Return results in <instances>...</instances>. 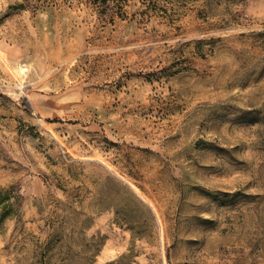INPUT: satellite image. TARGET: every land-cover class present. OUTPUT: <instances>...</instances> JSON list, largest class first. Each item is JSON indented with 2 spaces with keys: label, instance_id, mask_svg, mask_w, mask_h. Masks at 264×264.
<instances>
[{
  "label": "rangeland",
  "instance_id": "obj_1",
  "mask_svg": "<svg viewBox=\"0 0 264 264\" xmlns=\"http://www.w3.org/2000/svg\"><path fill=\"white\" fill-rule=\"evenodd\" d=\"M0 191V264H264V0H0Z\"/></svg>",
  "mask_w": 264,
  "mask_h": 264
},
{
  "label": "trees",
  "instance_id": "obj_2",
  "mask_svg": "<svg viewBox=\"0 0 264 264\" xmlns=\"http://www.w3.org/2000/svg\"><path fill=\"white\" fill-rule=\"evenodd\" d=\"M0 194H1V191H0ZM6 194H7L6 197L0 198V207H2V209H4V210L8 209L9 207L10 208L13 207V204H12V202L8 196V192Z\"/></svg>",
  "mask_w": 264,
  "mask_h": 264
}]
</instances>
